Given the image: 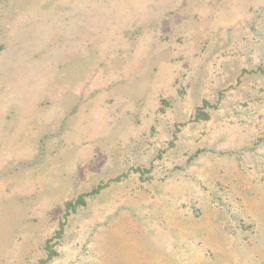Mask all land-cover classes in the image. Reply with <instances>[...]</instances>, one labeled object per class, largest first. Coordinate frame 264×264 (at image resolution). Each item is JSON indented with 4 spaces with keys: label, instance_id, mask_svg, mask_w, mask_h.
<instances>
[{
    "label": "rangeland",
    "instance_id": "374dc122",
    "mask_svg": "<svg viewBox=\"0 0 264 264\" xmlns=\"http://www.w3.org/2000/svg\"><path fill=\"white\" fill-rule=\"evenodd\" d=\"M0 264H264V0H0Z\"/></svg>",
    "mask_w": 264,
    "mask_h": 264
}]
</instances>
